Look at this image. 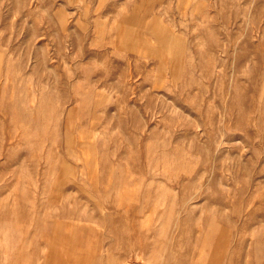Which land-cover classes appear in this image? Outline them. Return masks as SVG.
Here are the masks:
<instances>
[{
	"label": "rangeland",
	"instance_id": "rangeland-1",
	"mask_svg": "<svg viewBox=\"0 0 264 264\" xmlns=\"http://www.w3.org/2000/svg\"><path fill=\"white\" fill-rule=\"evenodd\" d=\"M0 264H264V0H0Z\"/></svg>",
	"mask_w": 264,
	"mask_h": 264
}]
</instances>
